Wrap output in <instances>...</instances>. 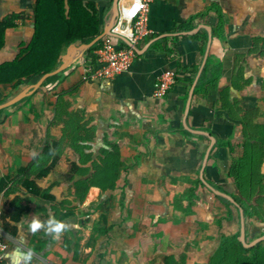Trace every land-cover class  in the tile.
<instances>
[{
  "label": "crops",
  "instance_id": "obj_1",
  "mask_svg": "<svg viewBox=\"0 0 264 264\" xmlns=\"http://www.w3.org/2000/svg\"><path fill=\"white\" fill-rule=\"evenodd\" d=\"M34 1L0 0V19L10 14L16 23L6 32L0 62L12 59L18 44L30 39ZM82 1L96 5L103 31L114 6L115 24L131 0ZM146 27L150 32L134 44L129 68L113 79L83 80L91 59L87 50L77 49L65 69L0 108V181L6 179L0 212L14 201L30 206L14 224L15 237L0 228L5 264H184L194 239L207 243L202 238L211 229L214 242L227 227L218 215L226 206L222 199L238 212L240 224L238 208L225 195H237L228 169L248 130L244 117L264 125V0H150ZM112 28L101 39L129 46ZM168 69L175 71V81L163 97L154 98L157 79ZM37 79L17 88L0 84V103ZM212 81L215 86L205 89ZM70 116L74 130L64 138ZM76 124L84 126L86 140L78 141L87 148L84 154L94 159L102 148L116 145L122 164L114 190L91 187L124 201L120 219L106 221V230L92 241L79 236L81 209L55 228L50 205L14 185L45 143L60 141L57 164L36 181L62 200L69 182L59 175L80 160L70 146ZM67 229L72 236L65 239Z\"/></svg>",
  "mask_w": 264,
  "mask_h": 264
},
{
  "label": "trees",
  "instance_id": "obj_2",
  "mask_svg": "<svg viewBox=\"0 0 264 264\" xmlns=\"http://www.w3.org/2000/svg\"><path fill=\"white\" fill-rule=\"evenodd\" d=\"M29 16L33 26L30 39L18 44L17 53L12 59L0 62V84L11 83L12 88H17L26 81L53 70L62 60L70 44L87 43L102 31L99 11L92 2L35 0ZM15 26L14 18L10 14L0 19V50L5 45L7 30ZM102 44L103 39H99L87 49V56L91 59L90 69L96 66L98 57L96 51ZM214 86L215 82L212 81L205 89ZM73 117L70 116L65 121L64 138L70 137L73 133ZM244 119H246L244 128L248 130H244V140L240 145L238 158L229 167L228 176L236 186L237 195H234V200L242 207L244 216L264 220V173L262 172L264 125L254 124L248 116ZM76 127L77 138L73 139L74 141L71 138L70 146L73 147L75 154L80 156V160L69 162L67 170L59 175L63 180L71 183L69 186V194L73 198L71 201L68 197L57 201L50 193V187L42 188L36 181L57 164L60 141L45 143L40 151L32 156L31 162L18 172L14 184L29 195L50 205L55 228H58L57 226L65 218L75 213L78 204H82L91 187H97L101 193L114 190L122 168L116 145L102 148L94 159H91L90 154H84L86 146L78 144L79 140H86L81 133L84 126L76 124ZM5 183L6 179L0 181V190ZM222 201L228 207L227 214L230 218L231 203L224 199ZM100 208L103 210L100 218L105 221L107 202L101 203ZM84 209L88 214L90 205L84 206ZM29 211L30 206L27 203L12 202L7 209H2L0 212V228L15 237L17 228L14 224ZM238 235L239 231L228 236L221 233L218 244L208 256L207 264H264V239L245 247L238 239Z\"/></svg>",
  "mask_w": 264,
  "mask_h": 264
},
{
  "label": "built area",
  "instance_id": "obj_3",
  "mask_svg": "<svg viewBox=\"0 0 264 264\" xmlns=\"http://www.w3.org/2000/svg\"><path fill=\"white\" fill-rule=\"evenodd\" d=\"M150 0H131L123 7L112 28L115 33H121L135 44L150 31L146 27L147 11ZM134 49L131 46L116 47L111 37H105L102 46L97 50V65L94 69H86L82 75L85 81L113 79L130 66L134 57ZM176 73L174 70H164L158 77L152 96L163 97L174 83ZM6 248V244L0 240V251ZM0 264H5L0 254Z\"/></svg>",
  "mask_w": 264,
  "mask_h": 264
},
{
  "label": "rangeland",
  "instance_id": "obj_4",
  "mask_svg": "<svg viewBox=\"0 0 264 264\" xmlns=\"http://www.w3.org/2000/svg\"><path fill=\"white\" fill-rule=\"evenodd\" d=\"M71 185V183H69V186ZM64 188V186H63ZM59 189L61 190L62 188L59 187ZM64 193L67 192L66 189ZM63 190L62 194H63ZM64 196V198L68 197V200H72L73 198L70 196V194H65V195H61ZM104 201L107 202L108 205V209L105 213L106 215V220L102 221L100 218V213L103 211L100 208L101 203H103ZM122 202L124 203V201H122V198L120 195H110L108 197L102 196L101 193H99L95 188H90L88 193L86 194L82 204H78V209H81V213L79 214L78 217V228H79V236L81 237L82 241L89 239V241H92L93 238L95 239L98 235L101 234L102 231L106 230V221L111 220L112 217L114 219H120V212L118 213V210L120 209V204H122ZM84 204H89L90 205V210L88 212V214H86L87 211H84V209H82L81 207L84 206ZM85 205V206H86ZM221 208V206H220ZM229 208L231 209L232 215L229 219L226 218L227 214V210L228 207L224 206V208L222 209V216L220 214L219 215V219L222 220L223 217L226 221V226L224 228V230H222V234L223 235H231V234H236L237 231H239V218L237 217V211L235 210V208L230 205ZM220 211V210H219ZM225 214V215H223ZM177 220L181 221L182 218H177ZM244 227L245 229V233H244V242L245 243H250L251 241H253L255 238L259 237V236H263L264 235V220H260V219H256L254 217H245L244 216ZM39 231L42 230V228L38 227ZM215 232L210 229L208 230V233L206 234L207 236H204L202 239L206 240L207 239V243L203 242V245H201V242H196V239H194V243H189V246L191 245L193 252L190 255V258L187 259V262H185L184 264H207L206 260H207V254L211 253L216 245L218 244L219 238L218 240L216 239V241L211 242L212 241V237L213 234ZM78 234V233H77ZM240 234V232H239ZM260 234V235H258ZM64 237L65 239H68V237L72 236V233L70 230H65L64 232ZM258 235V236H256ZM256 236V237H255ZM238 239H239V235H238ZM198 240L200 241V238H198ZM263 240V239H262ZM205 243V244H204ZM188 247V246H187ZM200 247L201 249H199L200 252L202 253H197L198 252V248ZM198 258H197V257Z\"/></svg>",
  "mask_w": 264,
  "mask_h": 264
},
{
  "label": "water",
  "instance_id": "obj_5",
  "mask_svg": "<svg viewBox=\"0 0 264 264\" xmlns=\"http://www.w3.org/2000/svg\"><path fill=\"white\" fill-rule=\"evenodd\" d=\"M116 14H117V8H116V6H114L113 13H112V18H111L110 22L107 24V26L104 27V30L97 37H95L94 39H92L91 41H89L87 43H82L80 45L70 44L67 47L66 53H65V55L63 57V61L57 67H55L53 70H51L49 72H46V73L40 75L35 82L29 84L27 87H25L24 89H22L21 91H19L17 94H15L13 97H11V98L7 99L6 101L0 103V108H4V107L10 106V105L16 103L17 101H19L20 99H22L26 95L30 94L36 88H38L40 86V84L47 77L52 76V75H55L58 72H60L63 69H65L73 61V56H74V54H75V52H76L77 49L79 51L87 50L97 40L101 39L103 36H105L107 34H110L111 33L112 25L114 24V21H115V18H116ZM127 43L133 49L135 48V45L132 42H130L129 40H127ZM225 196L230 201H232V203H234V205L239 210V215H240V234H239V240L243 244V246L249 247V246L254 245L255 243H257L258 241L264 239V235H263V236H259V237L255 238L250 243H245L244 242V213H243V209H242V207L239 204H237L235 202V200L232 197H230L228 195H225Z\"/></svg>",
  "mask_w": 264,
  "mask_h": 264
}]
</instances>
